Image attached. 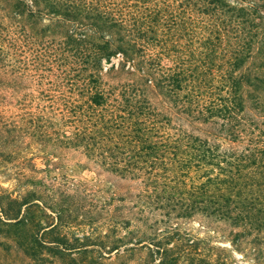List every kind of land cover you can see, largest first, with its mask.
Returning a JSON list of instances; mask_svg holds the SVG:
<instances>
[{
    "label": "trees",
    "instance_id": "obj_1",
    "mask_svg": "<svg viewBox=\"0 0 264 264\" xmlns=\"http://www.w3.org/2000/svg\"><path fill=\"white\" fill-rule=\"evenodd\" d=\"M4 18L58 31L54 58L76 77L49 105L20 98L9 123L40 136L58 124L67 131L53 132L56 143L134 185L128 207L110 215L107 253L124 245L125 229L158 264H229L201 253L178 220L220 222L232 242L264 243V0H10ZM33 208L0 195V245L34 263L103 264L86 237L23 234L57 231L40 227Z\"/></svg>",
    "mask_w": 264,
    "mask_h": 264
},
{
    "label": "rangeland",
    "instance_id": "obj_2",
    "mask_svg": "<svg viewBox=\"0 0 264 264\" xmlns=\"http://www.w3.org/2000/svg\"><path fill=\"white\" fill-rule=\"evenodd\" d=\"M9 12L10 0H0V195L28 197L31 203H37L40 210L33 208L32 212L40 227L57 223V231L51 236L39 226L28 227L22 233L30 232L45 241L56 233L70 240L73 236L86 237L83 242L98 258L101 253L103 264H158L159 256H152L142 244L134 245L140 236L126 237L125 229L117 233L123 237L124 245L118 252L107 253L112 244L108 233L110 215L119 214H114V207H128L127 187H134L133 184L97 167L79 149L56 143L53 132L67 131L58 124L48 127L47 136H40L30 123H9L17 120L23 96L32 93L41 99V105H49L52 98L64 95L76 80L74 72L62 71L54 58L51 40L59 41L60 33L50 29L42 32L40 25L4 18ZM113 192L123 200H114ZM121 213L124 216L127 209ZM177 222L181 234L196 239L201 253L212 248L220 256H226L229 264H264V243L249 244L248 239L232 242L231 228L220 222ZM2 227L9 229L10 235L17 229ZM5 241L8 240L0 237V242ZM101 244L105 246L100 251ZM0 264L65 263L53 257L34 263L19 249L0 245Z\"/></svg>",
    "mask_w": 264,
    "mask_h": 264
}]
</instances>
